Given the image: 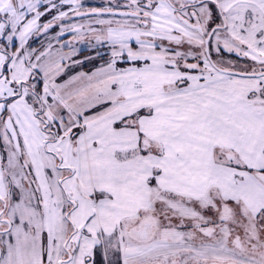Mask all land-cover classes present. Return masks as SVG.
<instances>
[{"label":"snow or ice","instance_id":"obj_1","mask_svg":"<svg viewBox=\"0 0 264 264\" xmlns=\"http://www.w3.org/2000/svg\"><path fill=\"white\" fill-rule=\"evenodd\" d=\"M0 264H264V0H0Z\"/></svg>","mask_w":264,"mask_h":264},{"label":"rangeland","instance_id":"obj_2","mask_svg":"<svg viewBox=\"0 0 264 264\" xmlns=\"http://www.w3.org/2000/svg\"><path fill=\"white\" fill-rule=\"evenodd\" d=\"M88 2L91 4H100L103 2V0H88ZM78 47L81 49V52L77 58H82L86 55L91 54V51L87 48V45L81 44V45H78ZM101 50L103 51V49H101ZM92 67H93V65L91 63H88L85 66H83L82 68L81 67H74V68L70 69V73H74V72L81 71V70L89 71L90 69H92Z\"/></svg>","mask_w":264,"mask_h":264}]
</instances>
